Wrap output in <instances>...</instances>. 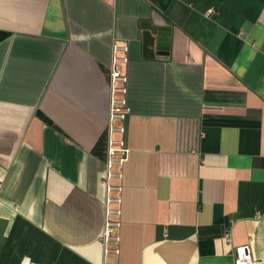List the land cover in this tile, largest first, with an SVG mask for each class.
<instances>
[{
  "label": "crops",
  "instance_id": "obj_1",
  "mask_svg": "<svg viewBox=\"0 0 264 264\" xmlns=\"http://www.w3.org/2000/svg\"><path fill=\"white\" fill-rule=\"evenodd\" d=\"M0 32V264H102L114 43L130 113L109 261L244 246L264 264V0H0Z\"/></svg>",
  "mask_w": 264,
  "mask_h": 264
},
{
  "label": "built area",
  "instance_id": "obj_2",
  "mask_svg": "<svg viewBox=\"0 0 264 264\" xmlns=\"http://www.w3.org/2000/svg\"><path fill=\"white\" fill-rule=\"evenodd\" d=\"M128 47L114 43L111 48V59L109 63V88L110 102L108 118L105 127V175L103 184L106 196L103 210V229L101 233V245L103 261L102 264H114L109 261L110 256L119 254L118 243L120 241V192L122 187V168L128 159L129 149L126 145L125 135L127 133V120L130 107L127 99V76L122 72V65L128 59L126 53ZM236 264H249L251 257L248 248L241 246L235 251ZM20 264H31L27 259Z\"/></svg>",
  "mask_w": 264,
  "mask_h": 264
},
{
  "label": "water",
  "instance_id": "obj_3",
  "mask_svg": "<svg viewBox=\"0 0 264 264\" xmlns=\"http://www.w3.org/2000/svg\"><path fill=\"white\" fill-rule=\"evenodd\" d=\"M146 31L143 33V53L146 57H153V48H154V43H156V49L157 53L158 51L160 52L161 50H164L165 46V40L166 38L164 37V34L161 32V30L156 28V27H146ZM159 35L155 42V37H152V35Z\"/></svg>",
  "mask_w": 264,
  "mask_h": 264
},
{
  "label": "trees",
  "instance_id": "obj_4",
  "mask_svg": "<svg viewBox=\"0 0 264 264\" xmlns=\"http://www.w3.org/2000/svg\"><path fill=\"white\" fill-rule=\"evenodd\" d=\"M7 36L6 33L4 32H0V40L4 39ZM104 148V143H100L99 147H98V151L102 152Z\"/></svg>",
  "mask_w": 264,
  "mask_h": 264
}]
</instances>
